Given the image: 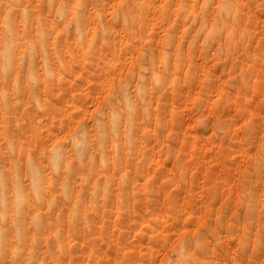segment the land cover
I'll use <instances>...</instances> for the list:
<instances>
[{"label":"rangeland","instance_id":"rangeland-1","mask_svg":"<svg viewBox=\"0 0 264 264\" xmlns=\"http://www.w3.org/2000/svg\"><path fill=\"white\" fill-rule=\"evenodd\" d=\"M0 264H264V0H0Z\"/></svg>","mask_w":264,"mask_h":264},{"label":"bare ground","instance_id":"bare-ground-1","mask_svg":"<svg viewBox=\"0 0 264 264\" xmlns=\"http://www.w3.org/2000/svg\"><path fill=\"white\" fill-rule=\"evenodd\" d=\"M21 203H22V201H21ZM20 204V203H19ZM18 220V219H17ZM22 225V224H21ZM18 227V226H17ZM18 228H20V227H18Z\"/></svg>","mask_w":264,"mask_h":264}]
</instances>
